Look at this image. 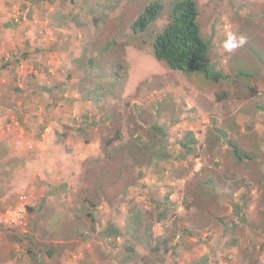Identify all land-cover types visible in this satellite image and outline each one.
Segmentation results:
<instances>
[{"label":"rangeland","instance_id":"obj_1","mask_svg":"<svg viewBox=\"0 0 264 264\" xmlns=\"http://www.w3.org/2000/svg\"><path fill=\"white\" fill-rule=\"evenodd\" d=\"M21 1L0 18V214L25 195L27 226L0 225V264H264V0H196L219 82L155 59L174 0Z\"/></svg>","mask_w":264,"mask_h":264},{"label":"trees","instance_id":"obj_2","mask_svg":"<svg viewBox=\"0 0 264 264\" xmlns=\"http://www.w3.org/2000/svg\"><path fill=\"white\" fill-rule=\"evenodd\" d=\"M37 3L40 0H30ZM72 2L73 0H63ZM164 10L161 2L155 1L150 3L138 18L131 24V30L134 35H140L156 23ZM200 10L196 0H174L171 5L169 22L165 28L157 33L152 43V51L158 62L166 64L172 71L182 72L187 75L194 73L203 74L207 80L219 82L221 79L227 78L223 73L217 72L208 64V56L210 52V41L203 38L202 28L200 25ZM60 26V25H59ZM110 46L111 43H108ZM107 47V46H106ZM9 64H7V67ZM89 70L100 69L95 60L88 61ZM240 77L254 78L256 74L246 72L239 73ZM48 90V89H47ZM91 127V126H90ZM81 133H85V128L78 129ZM159 135L163 136L160 128H155ZM224 136L226 133L222 132ZM118 138V137H117ZM119 139V138H118ZM113 141H110L111 144ZM192 145L194 143H191ZM234 156L238 161L251 160L252 157L244 153L235 141L229 142ZM184 147L189 145L184 144ZM95 208V203H91ZM238 208V207H237ZM33 212V209H29ZM88 216L95 223V214L91 211ZM136 221H140L139 217H135ZM103 238L117 239L123 236L121 229L114 223H108L107 227L101 231ZM84 238L90 235L82 234ZM50 255V254H49Z\"/></svg>","mask_w":264,"mask_h":264},{"label":"crops","instance_id":"obj_3","mask_svg":"<svg viewBox=\"0 0 264 264\" xmlns=\"http://www.w3.org/2000/svg\"><path fill=\"white\" fill-rule=\"evenodd\" d=\"M8 2H9V5H7ZM24 3L25 2H22L21 0H0V18L2 20H4L3 22H8L9 20H11L10 22L13 24L14 20L10 19V17L12 16V13L13 14L18 13L19 9L23 8L25 6ZM30 8H31V6H28V10H30ZM11 11H12V13H10ZM4 24H6V23H1L0 22V31H2ZM32 32L33 31L30 30V33H32ZM31 42H33V41L31 40ZM45 43H46V46L49 45V43H47L46 39H45ZM17 44H18L17 41H14V45L11 42V44L8 45L10 51L15 49ZM3 47H5V46H2V42L0 41V57L1 58H3L2 56H4V57L6 56V55H4ZM32 48H31V50H33ZM38 59H40V60H38ZM38 59H37L38 62H41V63L45 64L46 61H43L41 58H38ZM31 60H32V58H31ZM38 62H36V64H38ZM53 65L55 66L54 62H53ZM28 67L29 66H27V68ZM37 80L39 81L40 85H44V86H50L51 85V79L47 78L46 76H43L41 74L38 75ZM59 80H61V79H59ZM62 87H64V86H62ZM54 89H55V91H59L60 90V86L54 87ZM28 91H29L30 94L36 93V95H38V93H37L35 88H30ZM34 101H35L34 99L30 100L31 103H34ZM4 143H5V137H0V145H2ZM1 155H4L3 159H5V158L8 157L9 153H5V154L1 153L0 156Z\"/></svg>","mask_w":264,"mask_h":264},{"label":"built area","instance_id":"obj_4","mask_svg":"<svg viewBox=\"0 0 264 264\" xmlns=\"http://www.w3.org/2000/svg\"><path fill=\"white\" fill-rule=\"evenodd\" d=\"M21 68L23 69L24 66L21 65ZM27 200V196L21 195L15 209H6L3 213H1L0 225L12 228H25V226H27V223L25 222V215L28 210Z\"/></svg>","mask_w":264,"mask_h":264},{"label":"clouds","instance_id":"obj_5","mask_svg":"<svg viewBox=\"0 0 264 264\" xmlns=\"http://www.w3.org/2000/svg\"><path fill=\"white\" fill-rule=\"evenodd\" d=\"M235 41H236L235 36H229V39L225 43L224 47L229 51L233 50L235 47L238 46L237 43H235ZM244 43H245V38L243 36H241L239 38V45H243Z\"/></svg>","mask_w":264,"mask_h":264}]
</instances>
